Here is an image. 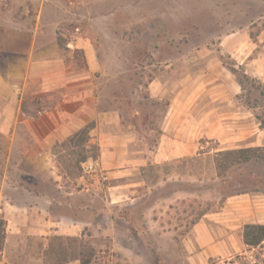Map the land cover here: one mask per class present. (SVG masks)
<instances>
[{
    "label": "crops",
    "instance_id": "0c3cea01",
    "mask_svg": "<svg viewBox=\"0 0 264 264\" xmlns=\"http://www.w3.org/2000/svg\"><path fill=\"white\" fill-rule=\"evenodd\" d=\"M12 1L18 5L11 21L0 23V218L5 221L0 264H80L77 255L54 260L61 251L51 240H80L96 231L110 235L111 206L138 199L134 195L146 186L148 167L161 171L200 156V140L221 144L230 137L236 149L264 147V129L255 119L240 117L239 85L219 71L221 47L244 75L264 82V0H216L213 7L202 1L198 21L219 29L215 38L161 40L154 30L149 39L138 37L135 42L142 47L204 48L170 49L162 60L158 48L147 50L150 64L131 73L136 81L130 101L137 108L128 115L105 90L121 72L108 70L103 51L90 38L67 39L61 18L44 8L45 0L34 18L26 0ZM21 9L26 12L17 18ZM156 18L176 20L153 11L150 19ZM179 20L191 24L192 13L184 12ZM58 36L66 45L72 41L71 49L62 50ZM88 125L86 145L97 147L95 160L108 185L78 175L73 177L76 191L64 178L74 167L63 170L58 159L66 152L64 143ZM227 150L233 149L217 151ZM97 197L103 204L99 211Z\"/></svg>",
    "mask_w": 264,
    "mask_h": 264
},
{
    "label": "rangeland",
    "instance_id": "374dc122",
    "mask_svg": "<svg viewBox=\"0 0 264 264\" xmlns=\"http://www.w3.org/2000/svg\"><path fill=\"white\" fill-rule=\"evenodd\" d=\"M39 1L25 2L31 18L35 16ZM202 1L210 7L216 5V0H45L44 8H49L50 13L53 8L61 18L60 31L67 39L76 34L75 29L78 28L79 37L90 38L96 48L103 51L108 70L121 72L113 76L110 90L107 87L105 90L115 95V105L128 115L137 108L133 104L135 102L130 101L136 81L131 73L137 66L150 64L145 58L151 53L147 50L158 48L159 59L162 60L172 50L180 53L184 48L192 51L204 48L198 45L142 47L136 44V39L151 38L152 30L161 40L190 38L197 43L215 38L216 33H220L219 29L198 21L200 15L197 10L203 5ZM15 5L18 3L12 0H0V23L11 21L8 17ZM185 8L192 13L191 24L179 20L184 17ZM153 11L161 16L169 14L176 20L173 23L158 18L152 20ZM25 12L21 9V14H16L17 18L23 17ZM143 17L148 20H141ZM137 55L141 57L137 59ZM236 66L219 47V71L225 78L231 75L240 88L237 96L240 117L253 118L257 126L264 129V82L247 77L243 67ZM243 76L249 80H243ZM231 113V110L225 111L227 119L231 118ZM228 138L221 144H206L209 152L175 161L161 171L148 167L146 186L137 189L134 195L138 199L128 202L127 206H111L114 229L110 235L101 236L96 231L92 237L80 240L53 238L51 245L57 249L65 247L83 251L85 256L91 253L98 264H231L230 261L240 264L235 260L240 255L251 260L253 252H249L242 243L241 233L249 221L264 224V161L251 160L217 175L213 165L214 153L220 148L236 149ZM65 146L66 152L59 155L58 160L62 169L67 165L74 167L70 178H64L75 186L73 177L84 175L75 159L85 156L83 162L91 160L96 146H87L86 142L81 146ZM84 177L88 183L92 182L91 176ZM107 185V181L98 183L103 188ZM75 190L78 191L79 187L75 186ZM99 198L95 200L98 211L103 208ZM260 251L264 259V245L263 250L258 248L254 253L259 254ZM60 254L65 256L59 252L54 260Z\"/></svg>",
    "mask_w": 264,
    "mask_h": 264
},
{
    "label": "trees",
    "instance_id": "16d2710c",
    "mask_svg": "<svg viewBox=\"0 0 264 264\" xmlns=\"http://www.w3.org/2000/svg\"><path fill=\"white\" fill-rule=\"evenodd\" d=\"M57 42L59 47L62 50H65L66 40L63 39L61 36L57 37ZM243 80H249L246 76H243ZM241 85V83L239 82ZM91 129V126H86L83 129L79 130L75 133L70 139H68L64 144H74V146H81L85 143L86 138L88 137V133ZM213 141L210 140H200L199 147H198V155L204 154L209 152V147H206V144L212 143ZM92 159H97V147L93 148ZM86 157H79L75 159L76 165H79L83 162ZM262 159L264 161V147H255V148H241L235 150H227V151H216L213 155V165L217 175L224 174L228 169L232 168L235 165H240L247 163L251 160H259ZM5 239V221L0 218V253L3 249ZM242 243L247 247L249 252H253V257L250 260L245 255L236 256L235 260H237L240 264H263L264 259H262V252L259 254H255V250L258 248H262L264 245V224H245L242 228L241 233ZM60 240V239H55ZM70 240V239H67ZM64 248V249H63ZM61 247L60 251L65 256H61L62 261L68 260L71 256H78L80 260V264H98L94 256L90 253L88 255H84L83 251H71L65 247ZM255 260V261H254ZM230 263H234V261H230ZM220 264V263H219ZM224 264H227L226 262Z\"/></svg>",
    "mask_w": 264,
    "mask_h": 264
},
{
    "label": "built area",
    "instance_id": "2783aa9c",
    "mask_svg": "<svg viewBox=\"0 0 264 264\" xmlns=\"http://www.w3.org/2000/svg\"><path fill=\"white\" fill-rule=\"evenodd\" d=\"M75 33L74 35H72V37L70 38V40H73L76 36H78L79 34V29L76 28L75 29ZM71 42L69 41L68 44L66 45V47L68 49H71ZM81 169L84 175H89L91 177H96L97 180L99 182H105L107 181V175L101 170L98 162L96 160H88L86 162H83L81 164ZM83 175V177H84Z\"/></svg>",
    "mask_w": 264,
    "mask_h": 264
}]
</instances>
